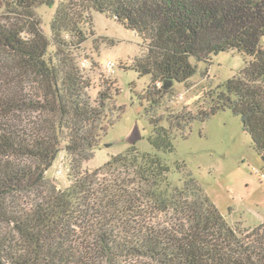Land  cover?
I'll list each match as a JSON object with an SVG mask.
<instances>
[{"label": "trees", "instance_id": "16d2710c", "mask_svg": "<svg viewBox=\"0 0 264 264\" xmlns=\"http://www.w3.org/2000/svg\"><path fill=\"white\" fill-rule=\"evenodd\" d=\"M54 2L0 0V264H264V223L247 233L229 226L191 174L172 182L184 167L164 158L174 132L227 110L264 163V0H59L47 36L36 10ZM92 10L141 39L132 69L151 79L137 98L153 151L133 143L90 171L82 163L105 134L113 97L106 88L92 100L71 57ZM229 51L245 65L205 93L204 109L161 108L196 73L191 59L210 64Z\"/></svg>", "mask_w": 264, "mask_h": 264}, {"label": "rangeland", "instance_id": "374dc122", "mask_svg": "<svg viewBox=\"0 0 264 264\" xmlns=\"http://www.w3.org/2000/svg\"><path fill=\"white\" fill-rule=\"evenodd\" d=\"M58 1L36 10L47 36ZM90 16L91 26L84 27L87 41L73 51L71 57L89 80L87 94L92 100L106 88L113 94L108 102L110 112L105 120V134L99 139L98 148L88 152L89 160L82 163L83 170L92 171L133 143L141 152L151 153L147 139L153 128L145 105L141 106L137 98L150 84V76H139L132 69L133 61L144 53L141 39L101 12L92 10ZM190 61L196 73L188 86L176 83V95L162 103L161 108L166 107L171 114L190 112L194 115L204 109L205 93L233 77L245 65L243 56L235 51L212 56L210 64ZM107 62L114 64L113 72L108 75ZM107 80H111L110 83ZM161 108L157 110L158 115L163 112ZM172 143L174 152L164 157L165 161L173 171L175 162L184 167L183 173L174 171L169 175L174 184H179L185 174H191L233 228L247 233L264 223V163L239 117L225 110L204 121L194 119L183 131L174 132ZM106 144L112 146L105 147ZM56 156L51 178L59 185L64 181L63 165L68 163L62 145Z\"/></svg>", "mask_w": 264, "mask_h": 264}, {"label": "built area", "instance_id": "2783aa9c", "mask_svg": "<svg viewBox=\"0 0 264 264\" xmlns=\"http://www.w3.org/2000/svg\"><path fill=\"white\" fill-rule=\"evenodd\" d=\"M113 68H114V64H113L112 62H107V63L105 64V72H106L107 74L113 72Z\"/></svg>", "mask_w": 264, "mask_h": 264}, {"label": "water", "instance_id": "95a60500", "mask_svg": "<svg viewBox=\"0 0 264 264\" xmlns=\"http://www.w3.org/2000/svg\"><path fill=\"white\" fill-rule=\"evenodd\" d=\"M170 86H171V83L170 82H166L165 84H164V89H169L170 88ZM110 146H112V144H106L105 145V147H110Z\"/></svg>", "mask_w": 264, "mask_h": 264}]
</instances>
